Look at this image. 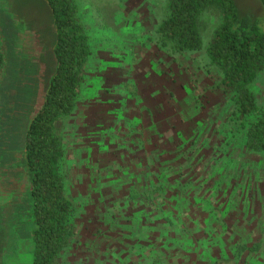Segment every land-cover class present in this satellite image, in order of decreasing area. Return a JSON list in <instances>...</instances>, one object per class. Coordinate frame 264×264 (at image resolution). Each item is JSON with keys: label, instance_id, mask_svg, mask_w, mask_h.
Wrapping results in <instances>:
<instances>
[{"label": "rangeland", "instance_id": "1", "mask_svg": "<svg viewBox=\"0 0 264 264\" xmlns=\"http://www.w3.org/2000/svg\"><path fill=\"white\" fill-rule=\"evenodd\" d=\"M71 1L89 53L74 108L56 123L73 228L54 264H264V151L244 146L203 50L219 10L197 16L202 49L177 53L157 39L167 0ZM233 1L264 18L259 0ZM51 43L42 0H0V264H30L20 154ZM252 89L264 109V69Z\"/></svg>", "mask_w": 264, "mask_h": 264}, {"label": "trees", "instance_id": "2", "mask_svg": "<svg viewBox=\"0 0 264 264\" xmlns=\"http://www.w3.org/2000/svg\"><path fill=\"white\" fill-rule=\"evenodd\" d=\"M42 1L51 23L52 68L40 102L26 121L20 154L27 180L30 264H54L72 233L71 202L60 172L64 150L56 123L74 108L89 53L72 1ZM259 2L264 8V0ZM209 6L219 10L221 19L203 47L207 63L219 71L220 83L231 92L232 117L240 120L244 146L262 152L264 109L257 106L252 83L264 69V18L256 21L240 15L233 0H167V13L156 28L157 39L177 53L199 51L202 43L196 19ZM3 60L0 50V69Z\"/></svg>", "mask_w": 264, "mask_h": 264}, {"label": "crops", "instance_id": "3", "mask_svg": "<svg viewBox=\"0 0 264 264\" xmlns=\"http://www.w3.org/2000/svg\"><path fill=\"white\" fill-rule=\"evenodd\" d=\"M122 70V69H121ZM123 71V70H122ZM152 81V80H151ZM150 84H152V85H154V87L152 88V91L153 92H151V94L149 93V91H148V89H146V87L144 88L145 90H146V92H148L147 93V95L148 96H153L154 94H157V89H156V87L155 86H157V84H156V82H154V83H150ZM140 88H142L141 86H140ZM160 88H162V86L160 85ZM144 97V96H143ZM147 97V96H146ZM144 99V98H143Z\"/></svg>", "mask_w": 264, "mask_h": 264}]
</instances>
